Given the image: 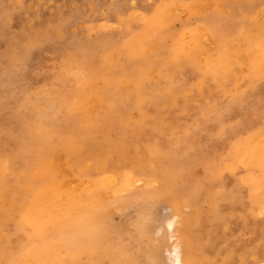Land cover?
<instances>
[{"label": "bare ground", "instance_id": "bare-ground-1", "mask_svg": "<svg viewBox=\"0 0 264 264\" xmlns=\"http://www.w3.org/2000/svg\"><path fill=\"white\" fill-rule=\"evenodd\" d=\"M152 10L130 13L144 28L124 21L127 35L119 43L102 39L95 60L71 54L54 65L34 87L45 105L26 114L27 138L1 130L17 153L0 151V264H80L100 253L111 264H129L127 252L106 248L108 242L91 252L86 244L85 252L77 248L72 256L64 245L96 227L136 174L151 186L176 175L175 164L186 155L207 158L210 174L216 165L232 174L230 180L224 172L211 175L207 184L205 220L212 226H224L226 212L255 215L264 208V0H163ZM178 21L181 30L172 32ZM7 53L13 63H23L18 49ZM9 73L0 72V107ZM153 99L157 106L149 110ZM102 120L105 130L117 132L116 143L93 137ZM162 182L155 199L179 216L184 205L199 202L198 187L184 194ZM186 225L175 230L174 264H197L193 222ZM204 234L214 239V231ZM234 256L231 250L227 257Z\"/></svg>", "mask_w": 264, "mask_h": 264}, {"label": "rangeland", "instance_id": "rangeland-1", "mask_svg": "<svg viewBox=\"0 0 264 264\" xmlns=\"http://www.w3.org/2000/svg\"><path fill=\"white\" fill-rule=\"evenodd\" d=\"M160 1L163 0H0V72H10L5 76L1 93L4 102L0 107V151L17 153L15 145L7 144L2 138L1 130L15 136L21 133L26 138L30 135V126L25 122V116L35 107L45 105V99L34 92V87H38L41 82L44 83V77L54 68V65L56 66L60 60L71 54L95 60L97 54L102 52V39H111L112 42L119 43L127 35L128 26L124 21L127 23L130 21L137 30L144 28L142 23L132 19L133 15L130 13L139 11L151 13ZM9 14L13 17L12 21L8 17ZM5 15L7 17L4 18ZM194 21L191 20L192 26L196 25ZM175 23L171 25V29L173 28L172 32L178 33L182 28L181 22ZM92 42H94L93 45ZM8 48L18 49L19 55L23 58L22 64L13 63L9 57H6ZM157 103V100L153 99L148 104V109H154ZM243 105L246 107L244 113H249L251 104L248 105L245 102ZM118 106L121 108L122 104ZM60 107L62 108L63 105ZM98 109L102 116L106 110V103H100ZM62 125L64 129L70 127L67 123ZM93 137L96 140L107 137L112 143H116L118 136L116 131L105 130L102 120V124H98ZM158 159L156 166L161 168L162 163ZM207 161L208 159L204 156L186 155L176 162V175L167 174L165 180L156 181L155 179L152 187L146 185L147 177L144 174H136L135 183L133 182L135 186L132 188L133 185L125 184L120 197L113 199L112 205L110 204L109 210H106L99 224L88 231L78 232L79 235L75 233L77 237L80 236L81 243L79 240L76 241L78 238L73 235L75 239L71 237L65 242L64 253L68 252V255L72 256V253L75 254L80 250L82 253L86 250L91 252V249L97 246V248H103V245H106L105 242H108L106 248L117 251L116 253L123 250L120 254L127 252L124 254L130 257L129 264H145V262L146 264H174V247L178 241L175 230L184 228L191 221L193 222L191 234L192 237L195 236L193 252H195L194 256H197L194 260L197 264L211 262V264H264V208L261 209L262 213L255 215H249L243 209L226 212L228 216L225 213V217L228 223L225 222L224 226L220 223H214L212 226L205 220L210 212L209 204L205 201L208 192L207 184L213 178L212 176L223 174V172L226 180H230L229 176H232L230 171L229 176L227 175V167L224 165H216L219 168L214 167L213 171L216 170L212 171V174L208 173L209 162ZM118 164L119 161L115 160L114 166L119 168ZM162 181L168 183L167 186L174 185L176 190L184 189V194L198 187L199 202L193 207L184 205L179 216L173 210L171 211L167 202L155 199L154 192L163 188ZM118 204L119 207H117ZM172 213L176 215L172 216ZM185 220L188 222L185 223ZM244 220H247L246 223ZM211 230L214 231V239H212L214 242L204 234ZM227 230L230 234H227L229 233ZM78 243L80 248L87 244L83 248L89 249L82 251L84 249H80ZM231 250L234 251L235 256L229 260L227 256ZM145 252L154 253V257ZM88 258H84L80 264L101 262V264H111L108 258H101V253L97 258ZM200 258L201 262L204 261L203 263H199ZM96 259L103 260L99 262Z\"/></svg>", "mask_w": 264, "mask_h": 264}]
</instances>
